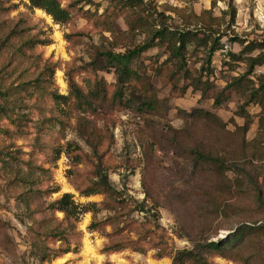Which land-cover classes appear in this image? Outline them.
Segmentation results:
<instances>
[{"label": "rangeland", "instance_id": "374dc122", "mask_svg": "<svg viewBox=\"0 0 264 264\" xmlns=\"http://www.w3.org/2000/svg\"><path fill=\"white\" fill-rule=\"evenodd\" d=\"M59 1L70 10L67 22H57L30 0H9L8 12L0 16V38L2 29L19 22L30 34L51 40L33 50L24 47L22 57L35 55L37 62L28 77L4 81L14 88L12 96L20 83H31L18 94L21 108L10 107V119L0 117V264H172L177 251L195 243L217 241L243 225L262 226L264 161L241 165L247 173L228 170L219 178L196 167L186 154L192 137L206 132L235 150L244 138L247 142L256 136L257 119L245 136L236 130V124H243L235 114L240 96L214 105L215 93L246 70L243 63H225L228 52L241 50L234 39L251 40L263 31L254 17V0H145L150 24L134 31L111 0ZM234 9L235 23L230 16ZM162 21L173 29H196L200 37L203 24H212L224 47L212 60L211 92L201 94L186 87L188 80L171 78L172 61L165 62L168 53L161 46L135 59L141 78L127 82L122 95L115 69L104 57L90 65L97 50L124 53L143 44ZM20 43L13 38L11 49ZM204 54L203 47L189 49L187 66L195 75ZM4 55L0 64L7 61ZM46 66L53 73L42 72ZM256 72H264V66ZM70 79L84 93L104 82L105 102L96 103L95 110L81 109ZM54 92L67 99L54 98ZM150 101L158 107H149ZM195 109L213 112L226 127L205 124L191 115ZM249 111L255 114L259 108ZM99 167L117 190L116 198L82 191ZM259 190L263 201L258 200ZM64 193L78 204H104L74 222L70 252L42 261L35 240L39 243L63 219L51 204ZM94 220L100 223L97 228L92 227ZM49 244L56 251L61 248L60 241ZM113 244L120 248L106 251ZM235 251L209 257L216 264H264V229L249 232Z\"/></svg>", "mask_w": 264, "mask_h": 264}, {"label": "trees", "instance_id": "16d2710c", "mask_svg": "<svg viewBox=\"0 0 264 264\" xmlns=\"http://www.w3.org/2000/svg\"><path fill=\"white\" fill-rule=\"evenodd\" d=\"M89 1L91 2L92 0ZM8 2L9 0H0V16L2 13L8 12L9 8L5 6ZM30 2L33 7L44 9L57 22H67L70 19V10L67 7H63L59 0H30ZM111 2L114 9L119 11V15L126 18L130 30L134 31L137 28L146 27L150 24L149 10L145 0H111ZM230 16L231 21L235 23V9L230 13ZM196 17L201 19L202 16ZM211 25L208 23L203 24V29L201 30L203 36L200 37L196 29H173L166 22L162 21L158 27L153 28L151 35L143 44L124 53L97 50L94 61L90 65H96L98 58L100 56L104 57V61L115 69L119 81L117 93L122 95L123 87L127 82L141 78L138 75V71L133 67L135 59L140 58L141 54L149 48L161 46L165 47L168 53V58L165 62L168 63V60L172 61L171 65L174 70L171 78L178 76L179 79H186L188 80L187 88L192 87L193 90L200 91L201 94H207L213 90L214 86L211 81V77L214 74L212 67L213 57L217 51L224 47L220 43L219 38L216 37V30ZM1 35L0 57L5 58L4 53H6L7 61L0 64V80L3 85H0V117L6 116L10 119L11 116L8 109L10 107L21 108L22 104L19 103L18 97L21 91L29 87L31 80L24 84L20 83L16 87V94L13 96L10 93V89L14 88H10L9 85L6 86L4 81L9 79L7 77H14L19 80L25 79L26 76L28 77L30 69L36 67L37 62L35 55L34 58L29 55L22 57L25 55L24 47L33 50L39 45L49 44L51 40L40 37L38 34H30V29L26 26H20L19 22H14L13 26H8L6 31L2 29ZM13 38H18L21 41L15 49H11L10 47ZM234 40L240 42L241 50L238 53L228 52L230 60H225V63L226 65L243 63L246 66V70L244 73L232 77L220 91L215 93L214 105L217 107L222 106L234 95L240 96L241 102L238 103L235 114L243 119V124H236V130L245 136L250 130L251 125L255 122V119H257L256 136L247 142L244 138L242 146L235 150L228 143L222 144L217 139L215 133L206 132L201 138L193 136L191 145L186 148L187 157L191 158L196 167L199 166L200 168L210 170L219 176V178L228 170L237 171L242 169L244 173H247L246 168L242 167L243 165H254L258 161H264V72H256L257 68L264 66V31L251 40L244 41L239 38H235ZM192 46L196 49L203 47L205 51L203 56L204 62L196 75L187 66V55ZM21 57L22 59H19ZM47 69H51L52 73L54 71L53 67L46 66L42 69V72ZM37 81L38 78H35L34 83L36 88L40 86ZM69 82L70 91L81 109L85 107L95 110L96 103L102 105L105 102L104 82H97L95 87L87 93H84L72 79ZM142 85L145 89L149 88L146 81ZM53 97L56 99H67V96L58 94L57 92L53 93ZM120 99H122V96ZM152 99L155 100V97H152ZM2 102L4 103L3 105ZM150 102L148 104L149 107H158L155 101ZM251 106H257L259 111L252 114L249 111ZM191 113V115L202 119L205 124L216 125L219 129L226 127L223 119L213 112L195 109ZM29 182L32 183L31 181ZM82 191L87 195L103 194L107 199L109 197L116 198V195H118L107 173L100 167L95 172L94 178L90 180ZM257 197L258 200L263 201L261 190L258 191ZM99 204L97 202L78 204L73 200V195L70 193H64L59 199L52 202L51 207L54 210L62 212L64 217L55 224L54 228L45 231L46 237L39 240V243L35 240V248L39 249V252H37L38 257L42 261H45L70 252L69 243L73 236L72 228L74 227V222L80 215L88 212L91 207ZM103 204L101 202L100 205ZM229 205L224 204V207H229ZM97 225H100V223L94 220L92 227L97 228ZM260 225L258 227L256 224L253 227L243 225L217 241L207 240L204 243L198 242L195 243L192 249L179 250L173 257L172 264H216L210 259V255L227 257L228 254L237 249L238 245L244 241L245 236L249 232L264 229V224ZM55 241H60L61 245V248L57 251L49 247V243ZM119 248L115 245L107 246L106 249L108 250L106 251L113 252Z\"/></svg>", "mask_w": 264, "mask_h": 264}, {"label": "built area", "instance_id": "2783aa9c", "mask_svg": "<svg viewBox=\"0 0 264 264\" xmlns=\"http://www.w3.org/2000/svg\"><path fill=\"white\" fill-rule=\"evenodd\" d=\"M254 7V17L256 21L264 27V0H254Z\"/></svg>", "mask_w": 264, "mask_h": 264}, {"label": "bare ground", "instance_id": "6f19581e", "mask_svg": "<svg viewBox=\"0 0 264 264\" xmlns=\"http://www.w3.org/2000/svg\"><path fill=\"white\" fill-rule=\"evenodd\" d=\"M90 248H91V247L87 246V251L90 252V251L92 250V249H90Z\"/></svg>", "mask_w": 264, "mask_h": 264}]
</instances>
